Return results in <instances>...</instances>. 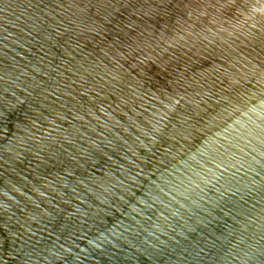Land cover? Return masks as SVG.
Here are the masks:
<instances>
[{
  "label": "water",
  "instance_id": "water-1",
  "mask_svg": "<svg viewBox=\"0 0 264 264\" xmlns=\"http://www.w3.org/2000/svg\"><path fill=\"white\" fill-rule=\"evenodd\" d=\"M0 264H264V0H0Z\"/></svg>",
  "mask_w": 264,
  "mask_h": 264
}]
</instances>
